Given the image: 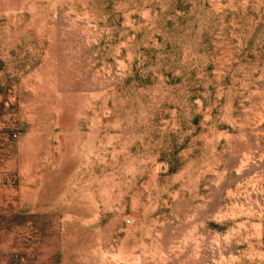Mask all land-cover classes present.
Masks as SVG:
<instances>
[{
    "label": "rangeland",
    "instance_id": "374dc122",
    "mask_svg": "<svg viewBox=\"0 0 264 264\" xmlns=\"http://www.w3.org/2000/svg\"><path fill=\"white\" fill-rule=\"evenodd\" d=\"M0 264H264V0H0Z\"/></svg>",
    "mask_w": 264,
    "mask_h": 264
}]
</instances>
